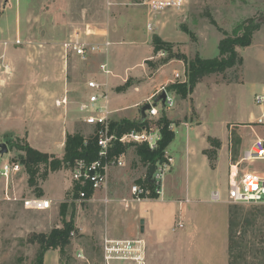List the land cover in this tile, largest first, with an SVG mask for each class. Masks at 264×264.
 Instances as JSON below:
<instances>
[{"label":"rangeland","instance_id":"1","mask_svg":"<svg viewBox=\"0 0 264 264\" xmlns=\"http://www.w3.org/2000/svg\"><path fill=\"white\" fill-rule=\"evenodd\" d=\"M142 1L19 0V22L26 29L25 40L39 42L38 49L26 48L21 53V57L31 59L27 74L39 77V130L32 143L49 159L60 160L67 135L78 133L87 138L93 131L87 130L82 122L86 111L81 109L85 102L78 86L84 84L86 74L95 73L97 63L104 57H91L85 62L70 55L64 58L60 49L74 30H88V41L110 43L107 53L113 52L108 60L114 63L117 73L123 74L125 68L132 73L140 70L136 83L163 78L158 80L151 98L161 89L172 101H175L174 94L178 96L172 120L162 118L173 125L168 127L174 135L168 146L177 143L180 156L177 152L168 156L170 151L166 147L163 160L152 165L161 164L165 157L172 159L163 180L157 184L162 193L158 195L153 184L145 198L147 201L162 199L169 207L161 214V204L159 208L158 204H147L148 213L159 218L155 222L149 216L142 219L138 216L140 213L133 212L131 202L138 203L135 197H127L121 191L123 187L117 186L110 198L120 197L121 206L106 215L105 203L100 201L104 197L92 202H75L72 189L66 190L71 166L65 164L60 171L48 174L45 186L58 192L62 185L64 215H60V204L55 203L47 211L25 210L19 199L37 197L35 191L42 189L39 186L43 182L39 178L38 188H29L14 177L13 189L22 193L18 197L11 194L9 199L0 197V264H34L37 252L45 246L43 241L52 230L62 229L64 222L72 225L64 253L61 255L59 250L52 249L43 251V264H264V206L208 200L210 191L225 192L230 166L239 161L251 141L262 132V127L253 121L260 114L254 97L264 89V1L187 0L180 10L150 17ZM12 3L15 8L16 0ZM207 15L229 36L247 19L254 21L256 29L248 47L236 48L242 59L240 65L222 74L206 76L191 89L186 80V62L195 55L200 59L217 57L218 42L224 38L209 23ZM149 19L152 32L147 30ZM154 36L168 46L159 56L152 52ZM182 66L184 78L175 80L173 71L182 70ZM134 83L129 78L113 90L116 94L125 93ZM178 86L183 89H177ZM60 94L62 100L68 97L66 104L57 105ZM32 116L29 114V119ZM112 121L117 122L113 116ZM186 141H190V157L193 159L195 153L198 156L197 171L192 173L191 169L188 172L187 156L181 154ZM25 143L30 146L24 139L5 142L8 152L13 153L8 162L21 161L19 157L23 154L13 145ZM127 157H132L131 152ZM192 159L189 165L193 166ZM5 160H8L7 154L0 157V168ZM130 166L133 171L147 165L140 162L137 166L133 162ZM253 167L262 170V163ZM19 171L18 177L26 176L21 163ZM42 172L41 168L39 177ZM128 177H132L129 185L135 183V172ZM194 177H201L203 181L211 178L212 182L207 187L197 186L194 196L187 195V179ZM11 180L9 186L13 185ZM1 182L3 186L5 179ZM177 222H182L183 228L172 231ZM105 230L119 238L106 239ZM106 241L113 243L108 247L118 242L116 249L121 251L107 252Z\"/></svg>","mask_w":264,"mask_h":264},{"label":"crops","instance_id":"2","mask_svg":"<svg viewBox=\"0 0 264 264\" xmlns=\"http://www.w3.org/2000/svg\"><path fill=\"white\" fill-rule=\"evenodd\" d=\"M12 2L13 0H0V65L2 67H6L5 72L3 68L1 69L0 72V143L5 144V142L10 140L21 141L24 139L31 146V148L39 151V148L34 143H32L34 134H36L37 131L39 130V77L36 74H27V65L31 64L29 63L31 59H28L26 57H21V53H24V49L26 48L38 49L39 42L25 40L26 29L23 28L19 22L20 18L18 11H19L20 2L19 0H16L15 8L13 7L14 5ZM150 24L152 25L149 19L147 23V30L149 32H152L153 31L152 26L151 29H149L148 27V25ZM16 38H19L21 40L22 43L20 45H15L13 43ZM4 42L7 43L5 46L3 45ZM60 49H61V45H60ZM112 52L113 50L108 51V53L106 52L107 55L106 53L93 54L87 57L86 60H84L86 62L87 60L91 59V57L93 58L99 55L104 57L102 61H99L97 63L95 68L96 69L95 73L86 74L85 77L86 80L84 84L81 85L79 83L78 88L81 89V95L83 93L85 104L88 103V97L91 94V91L87 89L86 83L88 81H96L97 83L102 84L101 93L102 94L104 93L106 95L107 109L110 112L109 114L110 122H114L112 121V116L115 118V120H117V122L122 119H127L130 121H143L144 119L141 116V108L146 103L155 106L157 110V116L155 120L158 119L159 121V119L162 116H165L167 120L171 121L173 118L172 117V115L174 114L173 110L175 108V104L177 103L178 96L175 94L173 95L175 101H173V106L170 108H166L162 106L163 102L159 101L160 99L158 94H156L152 98L150 97L153 95V93H155V89L159 85L158 80H163V78L152 79L150 81L151 83H146V82L136 83V79L139 80L138 78L141 76L140 70H137L136 73H132L129 70V68H125L123 74L117 73L114 67V63L108 60V57L109 55H111ZM152 52H153V47H152ZM161 52L163 51L157 52L156 53L157 56H159ZM61 54H62V50H61ZM70 56L78 58L74 55H70ZM32 62H36V59H33ZM101 64L106 65V69L108 71L107 74L100 70L99 67ZM175 73H179L184 78V68L182 70H174L173 78ZM129 78H132L135 81V83L131 86V88H129V90L126 91L125 93L116 94L113 89L122 86ZM66 85L68 87L69 84L66 83ZM62 97H63L62 94H60L59 99L61 100L57 101V105L67 103L66 100L68 99V97L65 96L64 100H62ZM99 104H103V101L100 100ZM157 104L159 105L158 107ZM29 114L32 115L34 114V116H32L31 119H29ZM86 114L87 113H85V115L82 117V122ZM84 125L86 126L87 130L93 129L94 131V128L92 126L86 125L85 123ZM169 126H173V125L170 124ZM179 147L177 143L173 142L168 146L170 152L169 153H167V151L165 152L167 153L168 156L174 155V153L177 152V149ZM189 151H190V141H186L184 142L181 148V154L184 153L187 156L188 172L190 171L189 169H191V173H192V171L194 172L197 171V166L195 161L198 160V156L195 153V156L192 159L190 157L192 155H190ZM129 152H131L132 154L131 158L127 157ZM122 154L124 155L125 165L121 168L110 169V171L108 172L107 184L105 189L95 192L92 198L86 200V202H92L96 198L100 199L101 197H106L108 199V202L105 203L106 215H109L110 210H112L113 208H117L121 206L119 204V202L122 201L120 200L121 199L120 197H116L114 199L110 198V194L114 192L117 186L123 187V190L121 191H123L127 197H132L130 193L131 186L133 184L142 185L143 181L148 180V171H149L148 165L145 168L141 166L140 168L139 167L135 168L133 171L131 170L130 163L135 162L137 166L140 165L139 157L135 153V146L129 145L124 147V152ZM7 155H8V160H5V162L2 165H4L9 161V158H11L10 156H12L13 153L9 151L7 152ZM178 156H180V153H178ZM191 159L193 161V166L191 164L189 165V161ZM138 169L141 170L138 171ZM134 172L136 179L135 183L129 185L132 177H128V176L129 174L131 175V173ZM17 173H11L10 174L11 176L9 178L8 176L6 178L0 176L1 177L0 180L5 179V184L3 186H2V182L0 183V197L5 196V199H9L8 196L11 194L14 195L15 197H18V195L22 193V190L18 191L15 188L13 189L16 182V179H14V177L15 178L17 177V179L23 182V184H25V186L27 187V175L25 176V174H23V176L18 177L16 175ZM132 176H134V174H132ZM121 178L123 179L122 181ZM10 179H12L11 180V182L13 183L12 186L11 185L9 186ZM47 179L43 182L41 186H39L42 188L41 189L42 196H44L40 198L48 199L51 201L52 204L53 203L61 204L62 203L61 197L64 194L62 185L59 186L58 192L55 191L53 192L45 188L46 184L48 183ZM126 180H128L127 184H126ZM211 180L212 179L210 178L203 181L201 177H194L193 180L191 179L189 180L188 178L187 187H186L187 195L194 196L193 194L194 193L196 194L197 186L201 185L207 187L209 183L211 184L212 182ZM72 185L73 184L70 179L66 190H68L69 188L72 189ZM125 186H127L128 188L124 190ZM209 193H211V191ZM102 199L100 201H102ZM14 200L17 199L14 198ZM111 200L114 201L111 203ZM147 200L149 199L142 200L143 202L141 200L140 201L134 200L138 203L131 202L133 209H135V211L133 212L135 214L140 213V215L138 216L145 220L147 218L146 216H149L151 218V221L155 222L159 217L156 218V215H153L152 213L151 214L148 213L146 209L149 205L147 204L150 203L158 204V208L160 207L159 204H161L162 205L161 208H163L161 214H163L165 209L169 207L168 206L169 204L168 202L162 199H157L152 201H147ZM208 200H209V196H208ZM75 202H80V201L75 200ZM152 207H154L155 209L157 208L156 205H153ZM137 208L139 209L138 212H136ZM105 236L106 239H112V240H117L119 238L118 236L109 233L108 230H105Z\"/></svg>","mask_w":264,"mask_h":264},{"label":"built area","instance_id":"3","mask_svg":"<svg viewBox=\"0 0 264 264\" xmlns=\"http://www.w3.org/2000/svg\"><path fill=\"white\" fill-rule=\"evenodd\" d=\"M264 1V0H263ZM187 0H143L142 5L145 7L147 15L154 16L159 13L167 11H177L182 9ZM151 24L148 25L151 29ZM89 31L74 30L66 41L61 44L63 57L67 58L69 55H74L81 60H86L87 57L93 54L106 53L110 43L107 40L101 42L88 41ZM15 45H20L22 42L16 38L13 42ZM7 43L4 42L5 46ZM162 54V52L160 53ZM6 67H2L1 69ZM100 70L108 73L105 64L100 65ZM3 72V71H2ZM176 80H181L183 77L179 73L174 74ZM87 89L91 91L88 97V103L81 109L86 111V116L83 122L86 125L92 126L93 135L96 139L98 147L97 158L93 161L87 162L84 159L78 158L73 161L70 168V179L72 182V197L75 193L74 188L77 189V197L75 200L85 201L92 198L97 191L105 189L107 184L108 172L112 168H121L125 165L124 155H112L111 151L116 144L122 147L129 145H145L149 151H155L158 147V142L161 139L160 129L158 123L157 110L154 105L150 104V108L145 111L146 126L141 130H130L120 136H117L109 131V110L107 109L106 95L101 93L102 84L96 81H88L86 83ZM158 96L165 94L163 100V107L170 108L173 106V101L168 96L164 89L156 92ZM102 100L103 104H99ZM161 102V99L159 100ZM254 102L260 110L259 116L254 119V124L262 127L260 135H256L251 141L248 148L244 151L243 156L238 162L232 164L227 172V180L225 192L221 193L218 189L211 191L209 201L211 203H227L233 205L251 204L264 206V89L261 93L255 95ZM171 127V126H170ZM165 161L154 166V172L150 180V184H155V191L158 195L162 193V189L157 187V184L163 180L164 173L168 170L172 159L165 157ZM262 163V170H257L253 167L256 163ZM20 170V164L17 162H7L0 168V176L6 178L11 173H17ZM90 189L91 195L88 198L86 190ZM161 189V190H160ZM149 187L144 185L133 184L130 188V193L135 197L136 201L147 198L149 195ZM25 210L33 211H47L51 208V201L44 198L29 197L19 200ZM102 202L107 203L108 199L104 197ZM183 228L182 222H177L172 231ZM109 241H106L105 250L115 252L118 242H115L114 247H108ZM130 247V244L128 245ZM131 248V252L134 249ZM128 252V251H127ZM121 258V257H115ZM132 259H135L134 257Z\"/></svg>","mask_w":264,"mask_h":264},{"label":"trees","instance_id":"4","mask_svg":"<svg viewBox=\"0 0 264 264\" xmlns=\"http://www.w3.org/2000/svg\"><path fill=\"white\" fill-rule=\"evenodd\" d=\"M209 23L220 32L224 38L220 39L218 42V56L212 59H200L195 55L191 60L186 62V80L192 89L197 83H199L204 77L212 74H222L227 69L234 66L240 65L242 59L237 55L236 48L248 47L251 43V37L253 35L256 27L253 25L252 19H247L241 24L237 25L232 34L229 36L222 29L218 28L214 20L207 15ZM153 53L159 51H166L167 45L161 40L154 36L152 38ZM177 89H183V87L178 86ZM161 126L160 134L161 139L158 142V147L155 151H149L145 145L135 146V153L139 157L140 162L146 165H154L156 162L163 160V154L168 146V144L173 140L174 135L168 129L169 123L164 119L160 118L158 121ZM146 126V121H118L110 122L109 131L117 136H120L130 130H141ZM17 151L21 152L18 162L24 166L25 173L27 175V186L29 188H38L36 183L38 179L44 182L47 179L49 173H54L60 171L65 164L71 166L75 159L81 158L87 162L93 161L97 158L98 147L96 144V139L93 135L87 138H83L80 134L67 135L64 147V156L62 159H49V157L40 153L39 151L31 148L26 143L23 146L13 145ZM124 152V147L116 144L114 149L111 151L112 155H119ZM43 169L39 177L40 169ZM142 185L151 187L148 180L142 182ZM73 197H77V189L74 188ZM37 198L42 196V191L37 189ZM87 197L91 195L90 189L86 190ZM65 205L60 204V215H64ZM72 231V225L69 222H64L62 229H54L51 231L49 236L43 241L45 245L36 254V260L34 264H43V251L46 250H59L62 255L64 252V247L68 243L69 234ZM42 246V244H41Z\"/></svg>","mask_w":264,"mask_h":264},{"label":"water","instance_id":"5","mask_svg":"<svg viewBox=\"0 0 264 264\" xmlns=\"http://www.w3.org/2000/svg\"><path fill=\"white\" fill-rule=\"evenodd\" d=\"M264 19V18H263ZM159 99H161V101L163 102V100L165 99V94H161L159 96ZM157 101V99H156ZM150 108V104L146 103L142 108H141V116L143 119H145V111L148 110ZM8 149L6 144L4 143H0V157H2L3 155L7 154ZM154 172V166H149V171H148V180H151V177L153 175Z\"/></svg>","mask_w":264,"mask_h":264},{"label":"bare ground","instance_id":"6","mask_svg":"<svg viewBox=\"0 0 264 264\" xmlns=\"http://www.w3.org/2000/svg\"><path fill=\"white\" fill-rule=\"evenodd\" d=\"M172 100V99H171Z\"/></svg>","mask_w":264,"mask_h":264}]
</instances>
